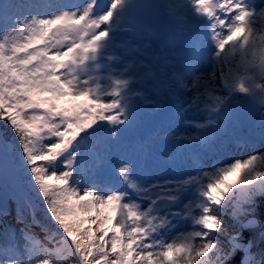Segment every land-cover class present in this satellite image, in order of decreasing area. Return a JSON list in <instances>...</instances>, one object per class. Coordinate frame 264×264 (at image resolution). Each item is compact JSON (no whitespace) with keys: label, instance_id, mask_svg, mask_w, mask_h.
I'll use <instances>...</instances> for the list:
<instances>
[{"label":"snow or ice","instance_id":"snow-or-ice-1","mask_svg":"<svg viewBox=\"0 0 264 264\" xmlns=\"http://www.w3.org/2000/svg\"><path fill=\"white\" fill-rule=\"evenodd\" d=\"M22 7L0 0V264H264V2Z\"/></svg>","mask_w":264,"mask_h":264},{"label":"rangeland","instance_id":"rangeland-1","mask_svg":"<svg viewBox=\"0 0 264 264\" xmlns=\"http://www.w3.org/2000/svg\"><path fill=\"white\" fill-rule=\"evenodd\" d=\"M18 3H22L24 5V7H22L20 9L21 12H39L43 10V4L45 3V0H17ZM52 2L54 3H71V2H76V0H52ZM264 2V0H260L259 3ZM29 5H37L36 7H29ZM174 43H176L177 45L179 44V41L174 40ZM227 69L225 68V71ZM218 75V73H217ZM145 85L147 87H151L152 86V81L146 80L145 81ZM236 110L241 113L242 117L246 114V111L244 108H236ZM159 121V116L156 113H153L151 108H147V111L145 113V115L142 116V124L144 126V131L145 132H154L156 130L159 129L160 125L158 124ZM243 123L246 126V129H244L243 131H240L244 134H252V132L250 130H252L253 126L249 127L248 124L249 122L247 120L242 119ZM257 125V123H253L252 125ZM167 126V125H165ZM240 127V125H238V128ZM229 155L231 156H239V155H247V153H243L240 151H235V152H230ZM6 225H13L15 226V222L13 221L12 217H8L7 220L5 221H0V231H2V229L6 226ZM2 237H0V243H2Z\"/></svg>","mask_w":264,"mask_h":264},{"label":"trees","instance_id":"trees-1","mask_svg":"<svg viewBox=\"0 0 264 264\" xmlns=\"http://www.w3.org/2000/svg\"><path fill=\"white\" fill-rule=\"evenodd\" d=\"M0 131H3L2 125H0ZM255 214H257L260 217L264 216V198H257V210Z\"/></svg>","mask_w":264,"mask_h":264}]
</instances>
